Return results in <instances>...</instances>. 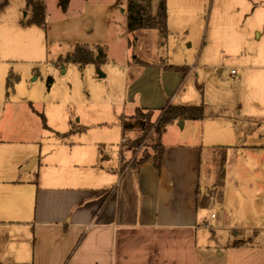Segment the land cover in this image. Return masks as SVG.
<instances>
[{"label": "rangeland", "instance_id": "rangeland-1", "mask_svg": "<svg viewBox=\"0 0 264 264\" xmlns=\"http://www.w3.org/2000/svg\"><path fill=\"white\" fill-rule=\"evenodd\" d=\"M42 1L44 25L21 22L30 16L25 0H9L0 8V126L40 129L42 152L58 147L54 144L59 134L68 147L81 144L98 152L102 147L110 156L100 160L102 165L115 163L119 150L120 166L125 169L153 155L151 128L135 148L123 146L125 139L120 143L121 119L136 108L204 104L211 111H227L237 98L264 96V25L259 41L252 29L256 15L264 17V0H166L164 38L155 30L127 31V0H70L65 12L58 0ZM75 44L102 47L105 61L82 67L60 62L59 57ZM186 68L191 73L183 75ZM157 115L149 116V123L154 125ZM263 127L264 123L257 126ZM202 131L189 120H176L162 137L166 143H176L190 132ZM136 135L135 131L128 137ZM213 197L201 212L219 219L222 207L228 206L219 200L224 198V188L215 190ZM200 231L203 242H208L203 253L219 250L228 256L229 264H264V229L257 235L253 230H237L235 236L230 230ZM211 232L218 242L210 241ZM174 233L164 230L152 235L155 247L150 261L143 264H157L152 260L158 247L177 258L175 264H192L185 260V247L180 244L185 243L184 237ZM120 244L119 240L118 263L135 264L133 259L139 255L121 254ZM129 249L133 246H123L126 255Z\"/></svg>", "mask_w": 264, "mask_h": 264}, {"label": "crops", "instance_id": "crops-1", "mask_svg": "<svg viewBox=\"0 0 264 264\" xmlns=\"http://www.w3.org/2000/svg\"><path fill=\"white\" fill-rule=\"evenodd\" d=\"M252 25L259 41L264 17L256 15ZM190 73L186 68L183 75ZM241 98L230 110L206 107L202 120H189L203 128L201 134L190 132L176 143L162 137L159 170L149 160L124 169L119 150L115 163L102 165L100 160L110 159L102 147L99 152L81 144L68 147L58 138L55 150L42 152L40 129L1 125L0 264H119V240L121 254L136 253L133 263H148L152 235L164 230L184 237L180 244L192 264H229L219 250L203 253L208 242L200 230H230L235 236L237 230L257 235L264 229V127L257 128L264 123V96ZM222 154L225 173L215 190L224 188L219 200L228 206L217 219L201 210L214 198L208 190ZM209 238L219 240L215 232ZM124 245L133 246L127 255ZM154 256L157 264L178 261L162 247Z\"/></svg>", "mask_w": 264, "mask_h": 264}, {"label": "trees", "instance_id": "trees-1", "mask_svg": "<svg viewBox=\"0 0 264 264\" xmlns=\"http://www.w3.org/2000/svg\"><path fill=\"white\" fill-rule=\"evenodd\" d=\"M9 0H0V8L7 5ZM70 0H58V6L62 12H65ZM26 8L30 10V16L21 22L27 24L44 25L45 24V5L42 0H25ZM126 27L128 32H133L140 29L155 30L157 34L164 38L167 35V6L166 0H127L126 2ZM106 59L105 51L100 46L90 47L86 44H75L73 50L67 53L64 57H59L62 63H72L82 67L84 65L94 63L102 64ZM52 81L48 79V84ZM6 86H9V78ZM157 112V118L154 125L149 123V116ZM207 113L204 104L196 106H183L167 103L166 106L156 110L153 108L139 109L136 108L129 116H124L121 119V128L125 143L123 146L128 149L135 148L139 142L147 135L150 128L152 129V150L153 155L131 165V168H139L146 161H151V164L159 170L162 158L165 153V146L162 144V135L166 128L176 120H202ZM137 132L133 139L128 137L131 132ZM58 140H62V136L57 134ZM150 137V136H149ZM216 180L213 184L209 195L214 194L216 187L220 186L225 173V155L222 154L217 161Z\"/></svg>", "mask_w": 264, "mask_h": 264}, {"label": "built area", "instance_id": "built-area-1", "mask_svg": "<svg viewBox=\"0 0 264 264\" xmlns=\"http://www.w3.org/2000/svg\"><path fill=\"white\" fill-rule=\"evenodd\" d=\"M231 72L234 73L235 71L232 70ZM204 227L209 228L210 226L209 225H204Z\"/></svg>", "mask_w": 264, "mask_h": 264}]
</instances>
